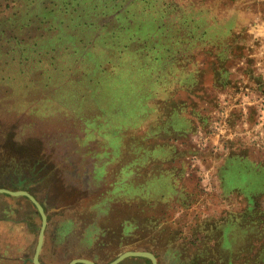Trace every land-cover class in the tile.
Returning a JSON list of instances; mask_svg holds the SVG:
<instances>
[{"label":"rangeland","instance_id":"rangeland-1","mask_svg":"<svg viewBox=\"0 0 264 264\" xmlns=\"http://www.w3.org/2000/svg\"><path fill=\"white\" fill-rule=\"evenodd\" d=\"M0 189V264H264V0H0Z\"/></svg>","mask_w":264,"mask_h":264},{"label":"water","instance_id":"water-1","mask_svg":"<svg viewBox=\"0 0 264 264\" xmlns=\"http://www.w3.org/2000/svg\"><path fill=\"white\" fill-rule=\"evenodd\" d=\"M0 192L1 193H8L10 195H25V196L29 197L34 202V204L38 207L40 213L42 214L43 220H45V216H44V213H43L41 206L38 204V202L35 200V198L32 195H30L29 193H27L25 191H11V190H7V189H0ZM41 242H42V233H40L38 250H39V247L41 245ZM128 255L145 256V257L150 258L153 264H156V260L152 254H150L148 252H142V251H128V252L121 253L119 256H117L113 261L109 262L108 264H117L123 258H125ZM76 262L85 263V264H95L93 261L86 259V258H76V259L71 260L68 264H74ZM34 263L35 264H41L37 260V255H35V257H34Z\"/></svg>","mask_w":264,"mask_h":264}]
</instances>
